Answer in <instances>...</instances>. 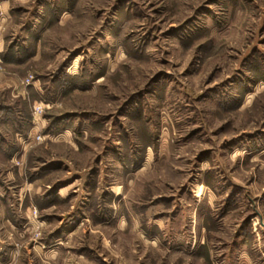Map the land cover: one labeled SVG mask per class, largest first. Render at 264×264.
Returning <instances> with one entry per match:
<instances>
[{
  "label": "rangeland",
  "instance_id": "374dc122",
  "mask_svg": "<svg viewBox=\"0 0 264 264\" xmlns=\"http://www.w3.org/2000/svg\"><path fill=\"white\" fill-rule=\"evenodd\" d=\"M14 7L0 264H264V0Z\"/></svg>",
  "mask_w": 264,
  "mask_h": 264
},
{
  "label": "crops",
  "instance_id": "0c3cea01",
  "mask_svg": "<svg viewBox=\"0 0 264 264\" xmlns=\"http://www.w3.org/2000/svg\"><path fill=\"white\" fill-rule=\"evenodd\" d=\"M20 0H0V60L3 59L2 54L7 56L5 61L10 64L8 56L10 57V20L14 16V5ZM15 17V16H14ZM17 51L18 48H15ZM3 61V62H5ZM4 244L0 243V249H3Z\"/></svg>",
  "mask_w": 264,
  "mask_h": 264
}]
</instances>
